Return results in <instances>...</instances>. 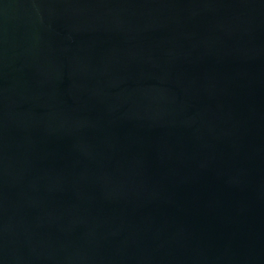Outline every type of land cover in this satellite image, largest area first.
<instances>
[{"label": "water", "instance_id": "95a60500", "mask_svg": "<svg viewBox=\"0 0 264 264\" xmlns=\"http://www.w3.org/2000/svg\"><path fill=\"white\" fill-rule=\"evenodd\" d=\"M0 264H264V0H0Z\"/></svg>", "mask_w": 264, "mask_h": 264}]
</instances>
